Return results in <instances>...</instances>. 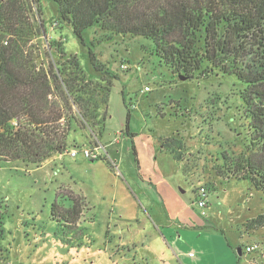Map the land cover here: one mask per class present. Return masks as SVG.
<instances>
[{"label": "rangeland", "instance_id": "374dc122", "mask_svg": "<svg viewBox=\"0 0 264 264\" xmlns=\"http://www.w3.org/2000/svg\"><path fill=\"white\" fill-rule=\"evenodd\" d=\"M35 1L34 20L36 24L43 25L44 31L37 38L31 35L32 42L38 45L39 62L61 64L63 61L58 58L60 50L66 56L76 55L82 72L93 84L104 87L106 80L114 78L107 104L102 102V90L98 87H94L93 94L84 96L90 106L91 103L98 106L97 125L73 124L65 152L45 159L39 167L21 161L0 162V206L5 213V236L1 245L8 252L6 260L0 264H111L108 255H122L118 250L125 247L120 248L116 244L118 239L110 238L105 229L111 222V219L107 220L109 193L117 186L115 192L125 197L126 186L119 176L115 180L107 173L106 167L111 169V165L115 164L113 158H116L115 151L125 134L128 113L133 125L131 133L138 143L141 158L139 160L138 155L136 160L133 142H130L132 156L120 157L119 171H122V166H131L134 161L135 169L139 170L143 163L144 171L150 167L154 172L156 135L159 145L160 138H169L176 155L182 160L183 174L188 178L186 185L181 186L183 190H180L185 191L181 197L189 212L197 215L194 210L196 205L191 206L195 201L194 190L203 186L209 198L206 214L211 221L219 217L215 220L218 222L216 225L224 229L226 238H237L240 243L237 248L251 242L264 247V228L245 230L240 221L228 223L231 210H236L235 205L238 204L241 209L252 205L253 214L264 213L263 195L247 180L221 179L230 176L231 172H227L229 164L248 155L250 120L246 117L241 97L246 85L235 76L216 72L181 80L154 54L152 41L141 36L115 35L94 27L83 33L82 45L73 34L71 25L59 21L57 5L52 0ZM34 32L32 27L30 33ZM89 48L100 65L108 70V75L93 69L88 57ZM120 65H126L127 69L121 70ZM145 87L150 90L144 92ZM90 98L91 101L87 102ZM74 109L77 111L76 107ZM98 147L100 157L95 161L83 158L80 153L75 158L68 154L73 149L93 150ZM172 158L167 152L159 158L165 171L170 172L177 166ZM101 179L109 182L107 187L110 192L98 189L96 183ZM243 184H248L249 189L244 196V204L248 200L246 198L251 199L249 192L254 194L250 204L235 202L244 192ZM61 186H68L74 192L81 191L94 207L92 212L82 200L81 226L85 231L79 240L71 238L76 233L71 234L68 229H65V239L59 223L51 216V206L57 195L64 208L71 207L69 202L63 203L60 199L67 197L69 192ZM127 207L124 206L125 214L131 212ZM149 237H143L141 243L155 242ZM107 243L115 244L116 248L106 251L108 254L104 253ZM210 246L211 256L207 253L209 258L205 264H237L235 251L230 250L232 259L224 255L215 242H209L203 248ZM150 248L146 256L149 264H177L170 261L167 252L159 253L157 246L151 245ZM138 254L143 255L142 252ZM111 261L118 263L117 258ZM240 264H264V257L249 255L241 258Z\"/></svg>", "mask_w": 264, "mask_h": 264}, {"label": "trees", "instance_id": "16d2710c", "mask_svg": "<svg viewBox=\"0 0 264 264\" xmlns=\"http://www.w3.org/2000/svg\"><path fill=\"white\" fill-rule=\"evenodd\" d=\"M52 1L59 21L71 25L82 45L83 33L94 27L115 35L141 36L152 41L154 54L180 77L193 79L216 72L235 76L246 85L241 97L250 120L248 155L229 164L230 176L221 179L247 180L264 197V0ZM34 2L0 0V162L21 161L39 167L45 159L65 152L73 124L97 125L98 106H90L84 96L98 87L107 104L114 76L104 79V87L93 84L76 55L66 56L60 50L61 64L39 62L38 45L32 40L44 31L34 20ZM32 27L34 33H30ZM88 55L95 71L109 74L90 48ZM129 121L128 113V135ZM170 143L169 138H160L161 149L181 162ZM61 187L69 192L60 199L71 207L64 208L57 195L51 216L64 236L68 229L76 233L71 238L79 240L85 231L81 226L83 201L88 204L81 194ZM4 215L0 206V263L8 253L1 245ZM243 227L264 228V213L247 220ZM240 260L237 255V264Z\"/></svg>", "mask_w": 264, "mask_h": 264}, {"label": "crops", "instance_id": "0c3cea01", "mask_svg": "<svg viewBox=\"0 0 264 264\" xmlns=\"http://www.w3.org/2000/svg\"><path fill=\"white\" fill-rule=\"evenodd\" d=\"M132 128L133 125L129 121V135L125 133L122 136L121 142L119 143L120 147L115 151L116 158H113L115 165L114 167L111 165V169L106 167L107 173L111 174L115 180L117 179L116 176H119L126 186L125 197L124 195L121 197L120 194L115 192L117 186L113 187L111 185L113 189L109 193L110 210L107 220L110 221L111 219V222L107 223L105 232L108 230L110 238L118 239L116 244L120 248L125 247V249L118 250L122 252V255L118 254L115 257L108 255L110 263L113 264L111 259L115 260L117 258V264H149L146 256L151 250V245H154L158 247L159 253L163 254L167 252L170 256V261L172 260L174 263L205 264L207 258H209L207 253L211 256L212 248L211 246L206 249L203 247L207 246L209 242H215L224 255L233 259L230 250L236 252L240 243H238L237 238L234 236L230 239L231 241L226 238L224 229L216 225L218 222L215 220H218L219 217L214 218L215 222L209 220L210 217L208 215L204 219L200 215V209L197 206L194 209L197 213L196 215L194 212H189V208L183 204L181 196L185 191L181 192L180 189H182L181 186L186 185L188 178L183 174L182 163L175 161L173 158V161L177 165L173 170L170 172L165 171L164 167L161 166L158 160L160 157H164L166 152L158 144V134L156 135L154 143L156 152V159L152 165L154 172L151 171L150 167L144 171L143 163L139 170L135 169L133 159L131 166L125 164L121 167L122 171H119L118 167L121 163L120 157L125 158L127 154L132 156V151L129 150L130 142H133L132 149L136 160H138V155L139 160L141 158L139 149H137L138 143L131 133ZM107 179L109 180V178ZM107 183L109 182L101 179L97 181L96 186L99 190L108 189L110 192ZM247 185L243 184L244 192H242L241 198L235 202H242L244 204V196L249 190ZM223 191L225 193V190ZM75 192L85 198L90 210L93 212L94 207L89 202L88 197L81 191ZM249 194L251 199H249L250 197L246 198L248 200H246L245 204H250L252 201L254 194L252 192H249ZM206 201L208 205L209 198ZM136 204L137 206H135ZM124 206L127 208L130 207L131 212L129 214H125ZM235 206L237 211L234 209L231 210V218L228 223L234 220V222L240 221V223L244 224L247 220L258 215V213H251L252 205L250 207L247 205L248 207H244L243 209H241V205L239 204ZM247 211H250V213H245ZM141 236V240H138ZM147 236L154 238L155 242L151 241L148 244L146 242L141 243L143 237L146 238ZM114 245L112 246L110 243H107V246H104V253L108 254L107 252H110L112 249L114 251L116 249ZM140 252L143 255L138 254ZM189 253H193V257H189Z\"/></svg>", "mask_w": 264, "mask_h": 264}, {"label": "built area", "instance_id": "2783aa9c", "mask_svg": "<svg viewBox=\"0 0 264 264\" xmlns=\"http://www.w3.org/2000/svg\"><path fill=\"white\" fill-rule=\"evenodd\" d=\"M121 70H126L127 66L126 65H120ZM150 89L148 87H145L143 89L144 92H148ZM81 154L83 158L90 160V161H95L100 157L99 154V147L94 148L93 150L86 149V148H81V149H76V150H70L68 154L70 155L71 158L77 157L78 154ZM115 164H112L114 167ZM195 194V201L193 202V205H196L200 209V215L205 219L207 217L206 214V206H207V190L205 187L200 186L196 190H194ZM255 254H260L264 257V247H262L259 243L251 242V243H246L241 246V258H246L249 255H255ZM189 257H193V253H189Z\"/></svg>", "mask_w": 264, "mask_h": 264}, {"label": "water", "instance_id": "95a60500", "mask_svg": "<svg viewBox=\"0 0 264 264\" xmlns=\"http://www.w3.org/2000/svg\"><path fill=\"white\" fill-rule=\"evenodd\" d=\"M180 78L181 80H184V77H180ZM236 253L238 256H241V250L239 248L236 250Z\"/></svg>", "mask_w": 264, "mask_h": 264}]
</instances>
